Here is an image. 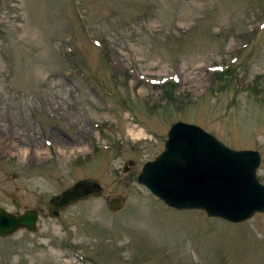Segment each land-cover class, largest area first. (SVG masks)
Instances as JSON below:
<instances>
[{
    "label": "rangeland",
    "instance_id": "obj_1",
    "mask_svg": "<svg viewBox=\"0 0 264 264\" xmlns=\"http://www.w3.org/2000/svg\"><path fill=\"white\" fill-rule=\"evenodd\" d=\"M178 121L260 151L264 184V0H0V206L40 212L0 264H264V212L178 210L138 182ZM87 177L103 193L51 218Z\"/></svg>",
    "mask_w": 264,
    "mask_h": 264
},
{
    "label": "water",
    "instance_id": "obj_2",
    "mask_svg": "<svg viewBox=\"0 0 264 264\" xmlns=\"http://www.w3.org/2000/svg\"><path fill=\"white\" fill-rule=\"evenodd\" d=\"M261 162L258 150L233 149L199 125L178 121L168 131L164 150L144 164L138 182L169 207L201 209L211 217L242 222L264 212V184L257 176ZM103 191L96 178L78 180L48 200L49 215L56 218L68 207ZM6 194L20 209L19 197ZM121 203L120 197L114 198L110 208L118 210ZM38 220L37 209L16 214L0 206V237L20 229L37 232Z\"/></svg>",
    "mask_w": 264,
    "mask_h": 264
}]
</instances>
